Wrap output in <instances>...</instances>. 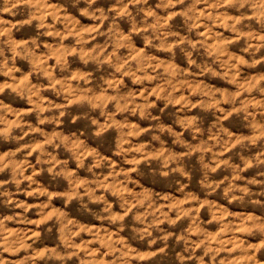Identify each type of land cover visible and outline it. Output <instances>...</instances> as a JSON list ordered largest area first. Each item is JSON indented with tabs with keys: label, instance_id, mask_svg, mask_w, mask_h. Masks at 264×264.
<instances>
[{
	"label": "clouds",
	"instance_id": "obj_1",
	"mask_svg": "<svg viewBox=\"0 0 264 264\" xmlns=\"http://www.w3.org/2000/svg\"><path fill=\"white\" fill-rule=\"evenodd\" d=\"M0 264H264V0H0Z\"/></svg>",
	"mask_w": 264,
	"mask_h": 264
}]
</instances>
